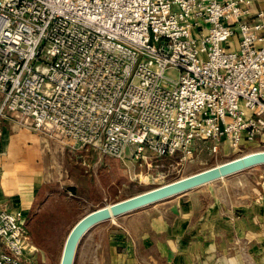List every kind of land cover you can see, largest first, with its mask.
I'll use <instances>...</instances> for the list:
<instances>
[{"label":"built area","instance_id":"built-area-1","mask_svg":"<svg viewBox=\"0 0 264 264\" xmlns=\"http://www.w3.org/2000/svg\"><path fill=\"white\" fill-rule=\"evenodd\" d=\"M249 5L0 0V122L145 164L263 147L264 12ZM24 227L0 211V264H36Z\"/></svg>","mask_w":264,"mask_h":264},{"label":"crops","instance_id":"crops-1","mask_svg":"<svg viewBox=\"0 0 264 264\" xmlns=\"http://www.w3.org/2000/svg\"><path fill=\"white\" fill-rule=\"evenodd\" d=\"M258 12L264 0H250L248 20ZM83 151L0 122V211L22 212L28 241L26 224L47 199L95 194L85 169L95 162L86 164ZM214 183L206 194L192 189L92 227L76 264H264V170Z\"/></svg>","mask_w":264,"mask_h":264},{"label":"rangeland","instance_id":"rangeland-1","mask_svg":"<svg viewBox=\"0 0 264 264\" xmlns=\"http://www.w3.org/2000/svg\"><path fill=\"white\" fill-rule=\"evenodd\" d=\"M166 76L177 79V73L174 71L167 72ZM84 149L86 151H83L81 155L86 164L88 160L95 162L94 168L90 169L85 166L86 174L89 176L91 184L95 185V194L90 198L85 194L78 195V199L54 197L47 199L40 207L36 208L32 219L26 224L30 241L29 245L34 248L31 258L36 264H59L63 244L70 229L89 212L220 165L245 154L264 151V146L247 148L240 153L231 152L227 149L226 156L223 155V152L212 156L203 149L201 152H195L193 157L183 164L178 163L175 158L155 157L152 155H148L151 160L147 161L146 164L130 159L118 161L101 156L90 149ZM80 160L82 161V159ZM252 168H255L256 172H260V170H264V165ZM250 169L231 175L229 178L238 177L240 174L249 172ZM214 184L216 183L213 182L210 185L198 187L194 189V192L205 193L206 188L211 189ZM177 196L179 195L160 202H165V204L175 202L178 199ZM108 222L106 221L104 224ZM77 250L78 248L76 253L78 252ZM76 253L73 264L78 261Z\"/></svg>","mask_w":264,"mask_h":264},{"label":"water","instance_id":"water-1","mask_svg":"<svg viewBox=\"0 0 264 264\" xmlns=\"http://www.w3.org/2000/svg\"><path fill=\"white\" fill-rule=\"evenodd\" d=\"M259 165H264V151L245 154L185 178L95 209L79 219L70 229L63 244L59 264H73L76 249L84 234L102 222L153 205L192 189L210 185L217 180Z\"/></svg>","mask_w":264,"mask_h":264},{"label":"bare ground","instance_id":"bare-ground-1","mask_svg":"<svg viewBox=\"0 0 264 264\" xmlns=\"http://www.w3.org/2000/svg\"><path fill=\"white\" fill-rule=\"evenodd\" d=\"M249 154V153H248Z\"/></svg>","mask_w":264,"mask_h":264}]
</instances>
